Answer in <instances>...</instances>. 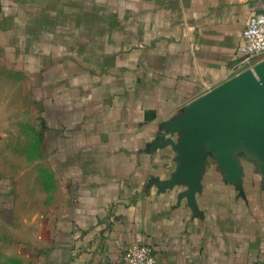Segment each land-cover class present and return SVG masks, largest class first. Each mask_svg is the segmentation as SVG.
Returning a JSON list of instances; mask_svg holds the SVG:
<instances>
[{
  "label": "crops",
  "instance_id": "crops-1",
  "mask_svg": "<svg viewBox=\"0 0 264 264\" xmlns=\"http://www.w3.org/2000/svg\"><path fill=\"white\" fill-rule=\"evenodd\" d=\"M259 1L0 0V264H264L263 149L206 145L192 188L173 128L264 58Z\"/></svg>",
  "mask_w": 264,
  "mask_h": 264
},
{
  "label": "water",
  "instance_id": "water-1",
  "mask_svg": "<svg viewBox=\"0 0 264 264\" xmlns=\"http://www.w3.org/2000/svg\"><path fill=\"white\" fill-rule=\"evenodd\" d=\"M175 127H186L175 144L185 159L176 179L186 178L192 188L204 168L206 145L218 152L222 164L233 168L227 144L235 141L240 128H246L264 151V58L190 105Z\"/></svg>",
  "mask_w": 264,
  "mask_h": 264
},
{
  "label": "built area",
  "instance_id": "built-area-1",
  "mask_svg": "<svg viewBox=\"0 0 264 264\" xmlns=\"http://www.w3.org/2000/svg\"><path fill=\"white\" fill-rule=\"evenodd\" d=\"M259 10L252 14L242 31L243 44L240 50L246 59L264 56V0L258 3ZM117 264H158L153 247L142 242L128 244Z\"/></svg>",
  "mask_w": 264,
  "mask_h": 264
}]
</instances>
